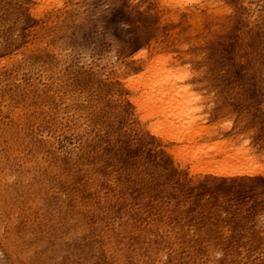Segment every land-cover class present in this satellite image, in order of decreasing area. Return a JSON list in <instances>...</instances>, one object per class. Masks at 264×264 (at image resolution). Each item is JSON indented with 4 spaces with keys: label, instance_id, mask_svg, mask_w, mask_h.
Here are the masks:
<instances>
[{
    "label": "rangeland",
    "instance_id": "374dc122",
    "mask_svg": "<svg viewBox=\"0 0 264 264\" xmlns=\"http://www.w3.org/2000/svg\"><path fill=\"white\" fill-rule=\"evenodd\" d=\"M208 3L0 0V264H264V0ZM161 55L186 132L122 94Z\"/></svg>",
    "mask_w": 264,
    "mask_h": 264
},
{
    "label": "bare ground",
    "instance_id": "6f19581e",
    "mask_svg": "<svg viewBox=\"0 0 264 264\" xmlns=\"http://www.w3.org/2000/svg\"><path fill=\"white\" fill-rule=\"evenodd\" d=\"M208 2L212 0H197V3H206L205 5ZM145 53L142 51L140 54L144 57ZM136 60L137 58L129 66H138ZM139 64L140 68L136 67L127 81V91L122 94L132 93L131 103L136 107L135 112L142 115L141 121L145 123L143 120H150L149 127L154 130L159 125L155 118L164 115L169 128L177 127L183 132L188 131L197 123L198 114L206 104L203 87L200 88V84L204 82L197 69L171 60L166 55L158 56L150 63L145 60ZM222 153L223 151H219V155ZM192 157L195 156L192 154Z\"/></svg>",
    "mask_w": 264,
    "mask_h": 264
}]
</instances>
